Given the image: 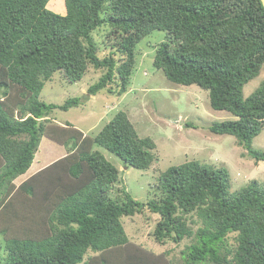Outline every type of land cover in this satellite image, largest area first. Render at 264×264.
Returning a JSON list of instances; mask_svg holds the SVG:
<instances>
[{"label": "trees", "instance_id": "trees-1", "mask_svg": "<svg viewBox=\"0 0 264 264\" xmlns=\"http://www.w3.org/2000/svg\"><path fill=\"white\" fill-rule=\"evenodd\" d=\"M62 1L64 15L48 8L51 0H0V232L7 251L0 264H113L104 257L111 251L118 264H173L167 253L130 241L122 219L147 208L160 216L157 243L191 240L182 252L185 264H264V185L252 181L232 193L227 168L189 161L161 173L148 202L125 188L114 197L120 170L95 148L148 170L154 140L140 137L123 111L94 137L72 124L47 125L54 111L67 112L107 88L113 93L114 83L119 95L127 93L137 45L162 31L166 42L154 67L174 84L208 91L213 110L235 117L211 132L234 136L254 161L264 162V151L253 147L264 128V82L243 95L264 67L261 0ZM102 28L111 50L104 58L94 38ZM90 68L105 73L83 98L40 101L55 73L78 83ZM44 136L67 154L17 186ZM28 210L38 212L28 220ZM88 251L99 256L85 261Z\"/></svg>", "mask_w": 264, "mask_h": 264}, {"label": "rangeland", "instance_id": "rangeland-1", "mask_svg": "<svg viewBox=\"0 0 264 264\" xmlns=\"http://www.w3.org/2000/svg\"><path fill=\"white\" fill-rule=\"evenodd\" d=\"M48 8L53 12L65 14L62 0H51ZM106 30L104 28L94 33L96 42L100 45V56L109 55L103 42ZM166 42V33L154 31L144 38L136 48V64L131 76L128 92L118 94V87L113 84V93L104 89L96 96H88L84 103L69 111L56 110L48 117V126L53 127L72 124L85 135L94 137L106 126L114 116L123 111L127 113L139 136L150 137L157 145L155 161L148 170H137L127 167L114 154L97 146L106 159L120 170V181L115 185L112 195L125 188L134 199L148 202L155 197L158 176L172 166H179L189 161H199L211 167H225L230 173L231 192L235 193L252 181L264 185V162L257 163L247 151L238 144L231 135H216L210 127L218 122L233 120L235 117L225 111H215L210 106L209 92L196 85L183 86L170 82L164 73L154 67L156 52L162 43ZM105 70L90 68L82 81L69 83L59 72L52 80L45 83L40 95V101L63 105L68 99L83 98L90 86L97 83ZM264 82V67L255 79L250 81L243 91L244 98L250 97ZM49 145L51 146L50 142ZM253 147L264 151V128L254 139ZM55 151H68L67 147L57 144L51 147ZM41 149V146L39 147ZM63 152V153H64ZM197 220L196 216L190 217ZM160 216L148 208L142 214L122 219L130 241L141 244L147 250L157 253H167L166 259L173 264H185L182 252L190 245L191 240H184L177 245L173 242L159 244L154 239L155 228ZM24 224V223H23ZM197 223L195 228L197 229ZM235 235L230 236L234 244ZM6 237L0 232V257H6ZM113 251L104 255L118 264ZM99 253L88 251L85 261ZM118 261V262H117Z\"/></svg>", "mask_w": 264, "mask_h": 264}, {"label": "crops", "instance_id": "crops-1", "mask_svg": "<svg viewBox=\"0 0 264 264\" xmlns=\"http://www.w3.org/2000/svg\"><path fill=\"white\" fill-rule=\"evenodd\" d=\"M49 142L51 146L49 145ZM57 144L60 147H63V145H60L59 143L51 140L50 138L44 136L41 140V149L38 150L36 153L35 159L33 161V164L29 171L23 175L20 176L18 179L15 180V184L19 186L21 183L26 181L27 179H30L31 177L37 175L38 173H41L42 171H45L46 168H48L50 165H52L57 160L63 158L67 154V150L64 151H55L52 149V145ZM64 152V153H63ZM44 177V176H42ZM28 197V196H27ZM32 200L29 199L28 202H31ZM30 204V203H29ZM34 208L36 209L35 205ZM37 211V210H35ZM34 210L32 212H35ZM32 212L30 210L27 211L26 217L28 220L31 219ZM38 212V211H37ZM42 218V216H38L35 219ZM33 220V219H32Z\"/></svg>", "mask_w": 264, "mask_h": 264}, {"label": "water", "instance_id": "water-1", "mask_svg": "<svg viewBox=\"0 0 264 264\" xmlns=\"http://www.w3.org/2000/svg\"><path fill=\"white\" fill-rule=\"evenodd\" d=\"M261 2H262V5H263V7H264V0H261Z\"/></svg>", "mask_w": 264, "mask_h": 264}]
</instances>
